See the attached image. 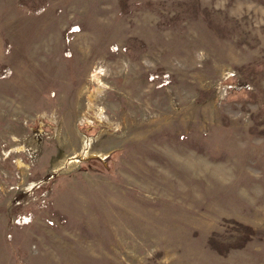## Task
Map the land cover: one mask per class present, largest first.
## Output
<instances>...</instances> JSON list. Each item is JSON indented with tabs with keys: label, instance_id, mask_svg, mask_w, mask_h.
<instances>
[{
	"label": "rangeland",
	"instance_id": "1",
	"mask_svg": "<svg viewBox=\"0 0 264 264\" xmlns=\"http://www.w3.org/2000/svg\"><path fill=\"white\" fill-rule=\"evenodd\" d=\"M0 264H264V0H0Z\"/></svg>",
	"mask_w": 264,
	"mask_h": 264
},
{
	"label": "bare ground",
	"instance_id": "2",
	"mask_svg": "<svg viewBox=\"0 0 264 264\" xmlns=\"http://www.w3.org/2000/svg\"><path fill=\"white\" fill-rule=\"evenodd\" d=\"M92 75H94V74H92ZM95 75H97V74H95ZM92 97V96H91ZM91 97H89V99L91 98ZM93 99V98H92ZM89 104V103H88ZM92 105H93V103H92ZM89 106V105H88ZM133 117H134V115H133ZM145 126V125H144ZM139 128V127H138ZM143 128V127H142ZM146 132H147V130H148V127H147V125H146ZM19 165V164H18Z\"/></svg>",
	"mask_w": 264,
	"mask_h": 264
}]
</instances>
